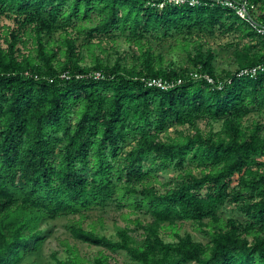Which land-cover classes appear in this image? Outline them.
I'll return each mask as SVG.
<instances>
[{
    "label": "trees",
    "instance_id": "obj_1",
    "mask_svg": "<svg viewBox=\"0 0 264 264\" xmlns=\"http://www.w3.org/2000/svg\"><path fill=\"white\" fill-rule=\"evenodd\" d=\"M158 1L0 0L12 21L0 43V264L37 251L41 222L68 213L78 214L71 237L124 250L131 264H264V71L236 73L264 58V36L214 2ZM249 1L264 21V0ZM227 32L247 41L233 51L235 69L218 70L207 38ZM167 40L181 62L154 50ZM146 75L182 82L162 89ZM168 168L176 182L165 185L156 172ZM109 200L139 237L128 224L116 237L81 224ZM224 203L234 209L223 217ZM181 220L209 224L208 239L178 234ZM50 255V264H83ZM89 264L109 263L99 251Z\"/></svg>",
    "mask_w": 264,
    "mask_h": 264
},
{
    "label": "rangeland",
    "instance_id": "obj_2",
    "mask_svg": "<svg viewBox=\"0 0 264 264\" xmlns=\"http://www.w3.org/2000/svg\"><path fill=\"white\" fill-rule=\"evenodd\" d=\"M12 21L9 17L4 14H0V43L5 45L2 40V35L6 30V26H11ZM58 30L53 32V36L56 37ZM208 44L215 49L216 54V68L234 70L236 65L233 62V51L235 47L241 45L242 42L247 41V36L241 37L235 32H227L221 35H217L213 38H207ZM171 40L163 41L159 46L154 47V50H161L166 58L181 62L183 59L181 56L184 55L178 49L172 50L168 49V43ZM109 42L103 41L102 45L107 47ZM19 45V43H17ZM117 45L119 49L127 47V42L119 37L117 40ZM97 52V48H95ZM111 58L114 57L115 53L109 50ZM181 57V58H180ZM89 56L86 55L84 62L89 63ZM252 113L247 114L244 118V122H248ZM196 123L201 128H207V124L203 120H198ZM214 128L218 127V123H214ZM179 125L170 126L167 131L170 134H174V129L179 128ZM196 171V169H194ZM176 170L168 168L167 170H158L156 173L157 180L164 183L165 185L174 184L176 182L175 174ZM236 174L233 176V182L236 178ZM169 183V184H168ZM234 209V204L224 203L223 206L218 208L217 213L221 216H226L232 212ZM126 208L124 206L118 205L115 201L109 200L105 206H95L91 207L84 213V216L80 217L81 224L84 227L93 226L96 231L105 233L106 235H116L114 234L116 226L128 224L132 228L130 231L133 235L139 237L140 228L136 227L135 224L127 220L124 216ZM237 217L240 219L243 215L237 211ZM139 217L144 222L149 220V215L139 212ZM78 217L77 213L59 214L54 218L46 219L41 222L40 226L44 229L46 237L39 249L35 252L26 254L17 264H26L31 262L33 264H50L53 259L51 257V252H55L56 256L59 258H69V257H79L83 261V264H89L93 257L101 251L104 253L109 264H131L128 255L124 250L110 251L108 249H103L98 245L90 244L85 241H81L71 237L66 225L72 222ZM129 217H133L129 215ZM204 221H208L207 218ZM208 225L202 224L198 225L196 222L191 220H181L176 222L173 230L180 235L189 234L195 240H200L205 242L208 239L206 230ZM161 235L166 240H175L176 238L172 234V229L166 228L161 230Z\"/></svg>",
    "mask_w": 264,
    "mask_h": 264
},
{
    "label": "built area",
    "instance_id": "obj_3",
    "mask_svg": "<svg viewBox=\"0 0 264 264\" xmlns=\"http://www.w3.org/2000/svg\"><path fill=\"white\" fill-rule=\"evenodd\" d=\"M164 1H169L173 3H187L189 5H193L195 3H200L201 1L206 2H214L223 6H226L233 10L237 15L241 18L249 22L251 27L258 33L264 36V21L258 20L254 17V5L249 0H159L158 4L162 5ZM253 9V12H252ZM259 71H264V58L252 65L241 66L237 69L236 73L238 75L241 74H249L254 75ZM94 76H98L99 72L94 71ZM192 77H200L204 76L207 81L213 82V78L210 75L201 74L197 71L189 72ZM61 76H66V72L60 73ZM141 81L148 86H154L162 89H166L169 87H173L182 82V77L177 76L174 78H164L161 76H152L146 75L141 76Z\"/></svg>",
    "mask_w": 264,
    "mask_h": 264
}]
</instances>
